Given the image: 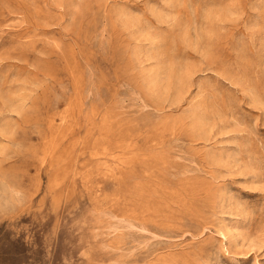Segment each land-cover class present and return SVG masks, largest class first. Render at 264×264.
<instances>
[{"label":"rangeland","instance_id":"1","mask_svg":"<svg viewBox=\"0 0 264 264\" xmlns=\"http://www.w3.org/2000/svg\"><path fill=\"white\" fill-rule=\"evenodd\" d=\"M0 264H264V0H0Z\"/></svg>","mask_w":264,"mask_h":264}]
</instances>
